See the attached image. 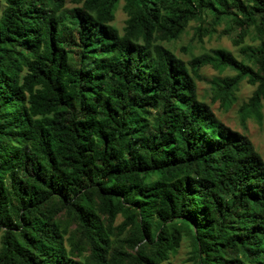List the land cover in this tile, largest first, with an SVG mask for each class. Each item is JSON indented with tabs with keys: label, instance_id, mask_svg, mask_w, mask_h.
I'll list each match as a JSON object with an SVG mask.
<instances>
[{
	"label": "trees",
	"instance_id": "trees-1",
	"mask_svg": "<svg viewBox=\"0 0 264 264\" xmlns=\"http://www.w3.org/2000/svg\"><path fill=\"white\" fill-rule=\"evenodd\" d=\"M123 2V30L113 23ZM0 0V264H264V155L199 97L264 122V0ZM224 26L225 49L178 57ZM234 34V35H233Z\"/></svg>",
	"mask_w": 264,
	"mask_h": 264
},
{
	"label": "rangeland",
	"instance_id": "rangeland-1",
	"mask_svg": "<svg viewBox=\"0 0 264 264\" xmlns=\"http://www.w3.org/2000/svg\"><path fill=\"white\" fill-rule=\"evenodd\" d=\"M66 3L68 9L75 6L72 0H66ZM122 5L123 2H121V6L116 13V19L113 23L121 31L127 19ZM196 26L197 23L192 22L187 32L184 33L180 39L169 43L163 42V45L171 49L181 59L189 62L193 57L205 52L210 53L214 49H225L239 60H242L246 58L245 53H250L251 51L248 47H255L259 43L256 34L253 32L250 36L245 37L243 42L235 44L233 40L234 36L224 35V26L218 27V32L214 36L205 37L204 42L199 43L195 35ZM235 74L236 72L230 69L222 73L211 65L203 67L200 71V79L197 80L199 97L212 105L213 111L216 113L217 117L229 128L246 134L254 143L257 151L261 155H264V122L259 123L254 119H248L244 123L240 113L242 104L253 94L255 86L250 85L247 81H243L240 84L239 90L236 92L237 100L229 110H225L219 101L215 103L212 102V82L217 78H223L227 75L233 76ZM191 249L189 240L184 241L177 255L172 256L170 261L165 264H191L188 262Z\"/></svg>",
	"mask_w": 264,
	"mask_h": 264
}]
</instances>
